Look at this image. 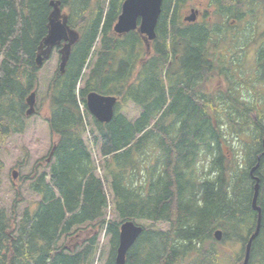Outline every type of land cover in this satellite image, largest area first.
Masks as SVG:
<instances>
[{"label":"trees","instance_id":"trees-1","mask_svg":"<svg viewBox=\"0 0 264 264\" xmlns=\"http://www.w3.org/2000/svg\"><path fill=\"white\" fill-rule=\"evenodd\" d=\"M52 1H60L63 11L72 8L69 26L80 39L72 48L65 73L57 70L47 92V122L55 142L51 162L40 161L44 171L30 185L40 201L19 222L15 209L13 215L0 209V264H94L97 235L80 251L59 249V243L78 226L97 223L104 228L108 179L119 221L107 225L111 254L105 264H115L120 225L134 218L164 221L171 230L144 231L128 252L126 264H241L256 228L252 177H257L263 219L260 235L252 244L249 264H253L256 253L264 255V155L251 176L264 151V127L256 122L258 130L246 146V164L238 168L243 178L232 187L234 176L230 178L229 173L234 168L222 152V134L209 111L219 108L211 97L194 92L206 76L195 75V70L202 69L200 62L191 64L193 59L200 61L204 36L200 29L192 34V27L181 19L190 0H163L156 39L143 64L141 36L114 33L125 0H108L106 9L98 7L100 0H0V146L25 130L26 101L38 89L36 56L48 35ZM99 45L100 50L93 52ZM88 61L94 63L79 88ZM91 92L119 99L114 119L101 124L93 118L97 133L90 132L92 144H100L107 178L96 176L84 141V118L90 116L86 98ZM121 102L138 105L139 118L129 121L120 113ZM220 102L231 101L222 98ZM227 111L226 124L236 128L237 134L244 132L249 117L243 121L237 110ZM155 146L161 156L144 169L145 183L134 188L128 170L142 165L139 156ZM204 157L210 160L209 170L201 179L195 169ZM3 170L0 159V185ZM217 230L223 232L221 242L214 239ZM232 240L243 247L241 259L221 248Z\"/></svg>","mask_w":264,"mask_h":264},{"label":"rangeland","instance_id":"rangeland-1","mask_svg":"<svg viewBox=\"0 0 264 264\" xmlns=\"http://www.w3.org/2000/svg\"><path fill=\"white\" fill-rule=\"evenodd\" d=\"M107 2L108 0H100L98 7L106 9ZM204 3H206V0H190V2L182 10V21L186 15H189V8L194 7V5L199 6ZM63 12L68 16L69 14L72 15V8L65 9ZM219 23L222 22L220 21ZM227 23L235 26L238 25V28L235 32L227 34L225 40L219 45V50L222 53H228L231 51L233 54H236L238 52L239 55L237 56L243 61L241 69L242 73L240 78H238V84L236 78L230 81H227L224 78H216L214 80L212 88H215L216 92H220L222 89L221 87L231 89L230 101L232 103L224 105L222 102L221 105H218L219 111L216 113L211 111L210 114L215 119V127L222 134V152L230 158L232 168H234V173H229L231 174L230 178L233 179L234 176V184H232L233 186L231 185L234 187L237 184L236 181L243 178L241 177V172L238 171V168L240 167L243 169L246 164V146L250 141L251 136L258 130L255 125L256 122H259L261 126L264 127V115H259L256 110L258 105L264 107V80L256 74L257 66L256 68H253L251 64V59H253V57L255 59L258 43L262 42L259 38L261 34L264 33V15L258 18H250L248 21L243 23H234L233 21H229ZM100 48V45L95 48L97 50L96 52H98ZM144 56L145 53L143 52L141 58H144ZM93 63H89L86 68V72L82 74V81L79 87L84 86V82L87 80V76L89 74L88 68L90 69ZM58 66L59 54L56 51L54 52L52 58L38 71L36 115L29 118L25 117L24 132L12 135L11 138L6 140V143L3 146H0V159L4 162L2 183L0 185V209L6 210L9 215H13V210L15 209L18 220L17 222L21 220L27 209H35L37 203L40 201L39 195L30 189L32 181L38 176V172L41 173L44 171L42 166H39L40 161L46 160L48 164L51 162V160L48 161V159L55 141L51 137L50 129L47 123L50 116L47 92L50 82L58 70ZM175 67L179 69V65H175ZM244 82H247V84ZM212 93L213 92L210 94ZM215 96L217 95L215 94ZM212 100L217 103L218 98L216 97ZM244 107L247 109L253 108L252 114L242 112L241 108ZM229 109H232V111L234 109L237 110L243 121L247 116L249 117V126H242V128L244 127V132L237 134L234 131L236 128L233 129V127L226 124L224 116L227 114V110ZM120 113L126 116L129 121L134 122L139 118L141 108L133 102H128L127 104L121 102ZM84 120L85 127L96 134L97 130L95 124L93 123L92 116L90 115L89 117H86V119L84 118ZM239 122L243 123L241 119ZM245 124L246 123H243V125ZM159 150L160 149L156 146L155 148H151V150L147 153H144L141 157L139 156L138 160L142 162V165L128 170L130 174L128 175V178L130 184L134 188L142 186L145 183L144 169L150 167L156 162L157 157L161 154ZM92 151L95 162H100V158H98V151L94 149ZM209 162V158L204 157L196 166L195 172L199 174L198 176L201 179L205 178L206 172L209 170ZM14 172L17 176L16 179L13 178ZM97 175L99 177L107 178L104 168L101 166ZM211 177H214V173L211 174ZM107 183L109 190L111 191L110 179H108ZM251 183L253 185V182ZM243 184L246 186L247 182L244 181ZM109 200L113 202L112 198ZM15 204H17V207H15ZM103 219L108 222L119 221L114 204H110ZM130 220L143 226L147 232L166 233L167 230H170V226L167 223L140 220L137 218ZM93 235L98 236L99 242V244L95 247L96 258L94 264H105L111 254V237L108 233L104 234L103 227L101 228L97 223H92L91 225L85 224L76 227L70 234L61 239L59 249L64 248L66 251H80L88 244V240L93 237ZM221 248H224V252L227 251V253L237 256L239 259H241L243 255V247L236 240L227 241L225 245L222 244ZM253 264H264V255H262V252L256 253Z\"/></svg>","mask_w":264,"mask_h":264},{"label":"water","instance_id":"water-1","mask_svg":"<svg viewBox=\"0 0 264 264\" xmlns=\"http://www.w3.org/2000/svg\"><path fill=\"white\" fill-rule=\"evenodd\" d=\"M53 11L49 16V31L46 38L40 44L36 56L37 67H43L44 63L52 57L57 47L60 49L59 71L65 73L66 66L71 56L72 46L78 41L79 34L72 30L68 25V16L62 12L60 1H52ZM163 0H125L121 7V13L117 23L114 26V32L123 36L131 31H138L142 36L146 45L147 55L150 54L151 43L156 38V27L162 12ZM196 10H191L190 14L185 17L186 22H194L196 20ZM36 92L31 93L27 98L28 109L26 115L32 116L36 113ZM118 99L114 96H105L96 92H91L87 96V108L92 116L102 124H108L114 119L115 106ZM264 148V138H263ZM258 156V164L251 170V176L259 168L260 158ZM14 179L17 178L13 173ZM256 181L254 185V196L252 199V209L257 213V226L255 232L250 237L245 251L243 264H249L251 257V249L253 242L259 237L262 226V209L258 205L260 196V179L254 177ZM143 233L141 226L135 225L134 222L128 221L120 227L119 246L117 249L115 264H126L129 250L137 242ZM214 237L217 241L223 238L222 231L215 232Z\"/></svg>","mask_w":264,"mask_h":264},{"label":"flooded vegetation","instance_id":"flooded-vegetation-1","mask_svg":"<svg viewBox=\"0 0 264 264\" xmlns=\"http://www.w3.org/2000/svg\"><path fill=\"white\" fill-rule=\"evenodd\" d=\"M191 10L197 11L196 20L189 23L192 27V34L197 33L200 29L199 33H202L204 36L200 61L193 59L191 64H193V62H200L202 69L198 71L195 70V72H197L195 75L206 76L204 81L195 88L194 92H197L200 96L211 97L212 99L217 97V103L213 101L215 108H217L218 105H221L220 100L222 98L231 99V89L220 86L222 88L221 91L216 92L215 88H212V83L216 78H224L227 81L236 78L238 84V78L241 76L243 65L242 59L237 56L239 55L238 52L236 54H233L231 51L222 53L219 50V45L225 40L227 34L235 32L238 28V25H231L227 22L233 21L234 23H243L250 18L263 16L264 0H206V3L200 4L199 6L194 5V7L189 8L188 11ZM220 21L222 23H219ZM259 39L262 42L259 41L260 43L257 45L255 59L254 57L251 59V64L253 68L257 66L256 74L264 80V33L261 34ZM193 40H195V38ZM244 83L247 84V82ZM211 92L215 93L217 96L213 93L210 94ZM229 104H231V102ZM241 110L245 113L248 112V109L245 107L241 108ZM256 110L263 111L264 107L258 105ZM209 111L217 112L215 109ZM252 112L250 114H252ZM161 223L167 222L162 221ZM169 229L171 230V226ZM170 230H167L166 233Z\"/></svg>","mask_w":264,"mask_h":264},{"label":"bare ground","instance_id":"bare-ground-1","mask_svg":"<svg viewBox=\"0 0 264 264\" xmlns=\"http://www.w3.org/2000/svg\"><path fill=\"white\" fill-rule=\"evenodd\" d=\"M192 37V36H191Z\"/></svg>","mask_w":264,"mask_h":264}]
</instances>
